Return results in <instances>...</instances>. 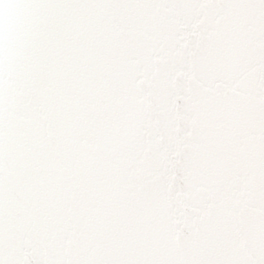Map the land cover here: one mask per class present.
<instances>
[{"label": "snow or ice", "instance_id": "1", "mask_svg": "<svg viewBox=\"0 0 264 264\" xmlns=\"http://www.w3.org/2000/svg\"><path fill=\"white\" fill-rule=\"evenodd\" d=\"M0 264H264V0H0Z\"/></svg>", "mask_w": 264, "mask_h": 264}]
</instances>
